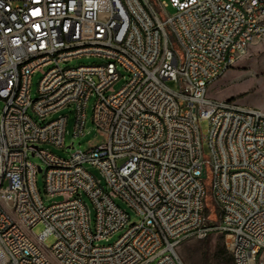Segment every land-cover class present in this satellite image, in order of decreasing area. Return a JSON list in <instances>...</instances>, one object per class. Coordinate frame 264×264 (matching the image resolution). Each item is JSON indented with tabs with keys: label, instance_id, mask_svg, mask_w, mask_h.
<instances>
[{
	"label": "built area",
	"instance_id": "obj_1",
	"mask_svg": "<svg viewBox=\"0 0 264 264\" xmlns=\"http://www.w3.org/2000/svg\"><path fill=\"white\" fill-rule=\"evenodd\" d=\"M263 39L264 0H0V264H185L177 246L213 232L264 264V110L207 95ZM91 97L102 141L40 146L66 147L67 115L45 118L68 105L83 135Z\"/></svg>",
	"mask_w": 264,
	"mask_h": 264
},
{
	"label": "rangeland",
	"instance_id": "obj_2",
	"mask_svg": "<svg viewBox=\"0 0 264 264\" xmlns=\"http://www.w3.org/2000/svg\"><path fill=\"white\" fill-rule=\"evenodd\" d=\"M172 12V9H169ZM98 61L97 58H80L74 59L68 63V65H78L82 63H91ZM39 79V73H35L31 78V91L30 95L32 98L36 95V86ZM127 76L119 79L114 83V89L120 88L126 81ZM168 84L174 87V83L169 81ZM207 95L213 98H228L231 100H236L243 104L253 105L260 107L264 110V39L253 43L247 47V50L243 55H241L237 61L217 80L209 84ZM92 103L93 97L87 101L86 105V122L84 126L83 135L77 137L72 136L73 121H74V107L73 105H68L56 113L49 115L45 118V121L54 118L58 114L67 115L66 123V134H65V148L56 147L50 144H40L41 147L53 152L54 154L67 157L71 151L74 149H86L89 145H93L95 142L102 141V136L99 129L93 123L91 119L92 113ZM1 101H0V112H1ZM28 113L39 123H42L36 115L33 114L31 109ZM200 127L202 132H207V121L202 120L200 122ZM73 142L72 147H69L70 143ZM29 158L36 165H41L43 168V163L41 160L35 156L29 154ZM86 167L94 173L98 178L101 179L99 172L92 166L86 165ZM43 169L36 173V184L40 190L43 203L49 205L52 202H56L62 199L61 196H47L44 192V179H43ZM104 185L103 180L101 179ZM83 199L88 205L91 218L93 219L94 210L90 200L86 195L83 194ZM116 203L123 209H125L130 215V222L136 221L138 216L135 212L127 206V204L121 199H116ZM43 228V224L38 223L33 227L35 233H39ZM121 232L115 233L107 241L101 240L98 244L113 242ZM55 238L53 235L48 236L45 239V243L49 246L53 244ZM224 244V236L221 233L213 232L207 236V238H190L182 241L176 248L178 255L185 264H205L204 259L206 254L211 259V263L218 264L221 260L220 249Z\"/></svg>",
	"mask_w": 264,
	"mask_h": 264
},
{
	"label": "trees",
	"instance_id": "obj_3",
	"mask_svg": "<svg viewBox=\"0 0 264 264\" xmlns=\"http://www.w3.org/2000/svg\"><path fill=\"white\" fill-rule=\"evenodd\" d=\"M207 205H209V199L207 200ZM208 212V209L206 208V213ZM207 238V237H206ZM220 253H221V260L219 261L218 264H234L233 261V257L232 254L230 253V251L226 248L225 244H223V246L220 249ZM211 259L209 258V256L206 254L204 262L205 264H213L210 261Z\"/></svg>",
	"mask_w": 264,
	"mask_h": 264
},
{
	"label": "bare ground",
	"instance_id": "obj_4",
	"mask_svg": "<svg viewBox=\"0 0 264 264\" xmlns=\"http://www.w3.org/2000/svg\"><path fill=\"white\" fill-rule=\"evenodd\" d=\"M19 65H26V58H19ZM260 122H264V115H260Z\"/></svg>",
	"mask_w": 264,
	"mask_h": 264
}]
</instances>
